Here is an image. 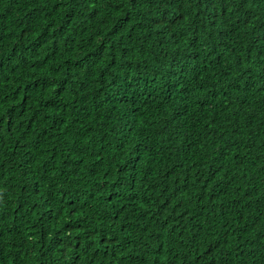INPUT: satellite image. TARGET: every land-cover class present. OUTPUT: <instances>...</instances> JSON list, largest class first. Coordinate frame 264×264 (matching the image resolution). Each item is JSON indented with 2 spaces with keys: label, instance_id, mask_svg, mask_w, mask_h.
Returning <instances> with one entry per match:
<instances>
[{
  "label": "trees",
  "instance_id": "trees-1",
  "mask_svg": "<svg viewBox=\"0 0 264 264\" xmlns=\"http://www.w3.org/2000/svg\"><path fill=\"white\" fill-rule=\"evenodd\" d=\"M0 264H264V0H0Z\"/></svg>",
  "mask_w": 264,
  "mask_h": 264
}]
</instances>
